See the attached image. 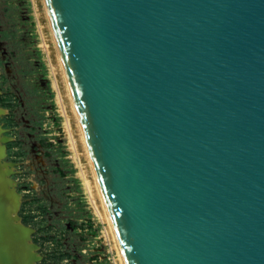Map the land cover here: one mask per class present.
Instances as JSON below:
<instances>
[{"label": "water", "instance_id": "1", "mask_svg": "<svg viewBox=\"0 0 264 264\" xmlns=\"http://www.w3.org/2000/svg\"><path fill=\"white\" fill-rule=\"evenodd\" d=\"M45 3L126 264H264V0Z\"/></svg>", "mask_w": 264, "mask_h": 264}, {"label": "rangeland", "instance_id": "2", "mask_svg": "<svg viewBox=\"0 0 264 264\" xmlns=\"http://www.w3.org/2000/svg\"><path fill=\"white\" fill-rule=\"evenodd\" d=\"M43 12L41 0H0L1 160L36 264H121L62 102Z\"/></svg>", "mask_w": 264, "mask_h": 264}, {"label": "bare ground", "instance_id": "3", "mask_svg": "<svg viewBox=\"0 0 264 264\" xmlns=\"http://www.w3.org/2000/svg\"><path fill=\"white\" fill-rule=\"evenodd\" d=\"M41 2L44 7L43 20L50 30L49 39L52 40L53 43L51 54L54 61L55 73L62 87V102L65 105L64 108L66 107L67 118H69V121L72 123V125L70 124L71 128L73 127V129L77 131V139L75 138L78 143L77 147H79V150H81L80 152L86 157L85 167L89 175L92 194H94L97 199L94 204H96L97 210L101 216L109 223V230L116 241L120 253L121 264H126L81 127L45 0H41ZM3 155L4 146L0 143V264H33L31 258L34 250L30 241L29 229L22 224L16 214L19 195L15 191L13 182L8 176L9 170L2 163L1 159Z\"/></svg>", "mask_w": 264, "mask_h": 264}]
</instances>
